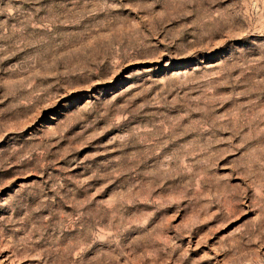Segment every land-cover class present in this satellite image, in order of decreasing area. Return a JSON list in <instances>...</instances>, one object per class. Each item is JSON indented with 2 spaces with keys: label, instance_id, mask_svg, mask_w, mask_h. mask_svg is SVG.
I'll return each instance as SVG.
<instances>
[{
  "label": "rangeland",
  "instance_id": "1",
  "mask_svg": "<svg viewBox=\"0 0 264 264\" xmlns=\"http://www.w3.org/2000/svg\"><path fill=\"white\" fill-rule=\"evenodd\" d=\"M0 264H264V0H0Z\"/></svg>",
  "mask_w": 264,
  "mask_h": 264
}]
</instances>
